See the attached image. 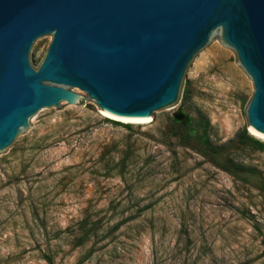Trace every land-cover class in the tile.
<instances>
[{"label":"rangeland","instance_id":"rangeland-1","mask_svg":"<svg viewBox=\"0 0 264 264\" xmlns=\"http://www.w3.org/2000/svg\"><path fill=\"white\" fill-rule=\"evenodd\" d=\"M246 108L216 30L148 123L84 96L27 129L0 159V264H264V151L235 140L245 130L264 143ZM200 118L228 171L173 137Z\"/></svg>","mask_w":264,"mask_h":264},{"label":"water","instance_id":"water-1","mask_svg":"<svg viewBox=\"0 0 264 264\" xmlns=\"http://www.w3.org/2000/svg\"><path fill=\"white\" fill-rule=\"evenodd\" d=\"M216 30L248 127L264 134V0H0V159L24 131L84 96L116 117L171 106Z\"/></svg>","mask_w":264,"mask_h":264},{"label":"trees","instance_id":"trees-1","mask_svg":"<svg viewBox=\"0 0 264 264\" xmlns=\"http://www.w3.org/2000/svg\"><path fill=\"white\" fill-rule=\"evenodd\" d=\"M189 93L186 91L183 95V101L188 100ZM173 137L177 138L179 143L183 146H197L200 154L203 157L208 158L213 165L216 167L228 171L230 168L234 167V163L231 160H224V163L219 164L218 158L223 154L224 147L213 144L209 140V124L206 120L202 118L198 119L195 124L192 125H175ZM236 142L239 144L250 143L255 148L264 151V143L252 139L245 130L237 134L235 137Z\"/></svg>","mask_w":264,"mask_h":264},{"label":"bare ground","instance_id":"bare-ground-1","mask_svg":"<svg viewBox=\"0 0 264 264\" xmlns=\"http://www.w3.org/2000/svg\"><path fill=\"white\" fill-rule=\"evenodd\" d=\"M103 114L107 117H110L112 119H116L125 123H132V124H145L148 123L150 121L149 117H116L108 112L103 111ZM249 131L253 134V135H258L262 138H264V134L259 133L257 131H255L254 129L249 127Z\"/></svg>","mask_w":264,"mask_h":264}]
</instances>
